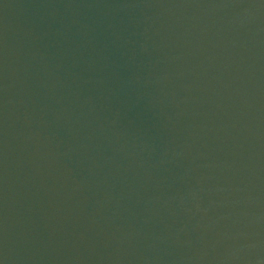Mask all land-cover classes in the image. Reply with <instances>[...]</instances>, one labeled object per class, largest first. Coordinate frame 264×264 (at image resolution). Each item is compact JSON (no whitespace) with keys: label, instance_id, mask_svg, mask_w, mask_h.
Wrapping results in <instances>:
<instances>
[{"label":"water","instance_id":"1","mask_svg":"<svg viewBox=\"0 0 264 264\" xmlns=\"http://www.w3.org/2000/svg\"><path fill=\"white\" fill-rule=\"evenodd\" d=\"M0 264H264V0H0Z\"/></svg>","mask_w":264,"mask_h":264}]
</instances>
